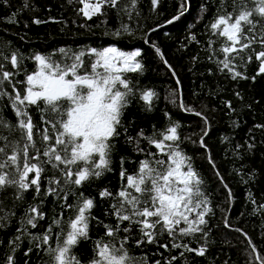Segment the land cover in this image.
I'll return each mask as SVG.
<instances>
[{"label":"snow or ice","instance_id":"snow-or-ice-1","mask_svg":"<svg viewBox=\"0 0 264 264\" xmlns=\"http://www.w3.org/2000/svg\"><path fill=\"white\" fill-rule=\"evenodd\" d=\"M66 3L80 5L74 11L82 22L72 19L73 25L88 29L103 26L102 34L113 41L138 38L149 45L175 83L164 99L179 111L198 117L200 132L182 135V123L168 110L162 113L165 126L158 129L153 124L151 132L139 127L135 118L125 119L132 105L142 113H152L160 99L154 87L141 82L149 65L140 47L123 50L109 43L58 47L45 53L34 49L24 52L10 40L3 41L0 232L15 227L6 244L0 240V264H18L17 253L22 254V264H32L33 255L35 264H191L194 258L217 264L219 254L208 255L215 246L210 237L218 227L212 223L217 209L224 214L222 226L241 234L247 242L244 264H264V255L251 237L239 227L233 229L228 210L213 203L207 179L196 166L198 158L207 162L225 190V203L230 204L233 192L206 142L216 113L222 111L229 132L221 135L220 143L225 145L224 153L231 163L230 174L249 186L264 177V168L251 166L258 156L264 164V91L259 96L250 94L251 86L264 79V0H200L196 6V15L177 51L195 45L207 53L203 59L199 51L189 58L188 71L201 77L199 91L192 92L194 99L203 94L199 109L185 102L178 73L162 46L149 35L181 20L191 11L192 0H175V14L146 31L147 17L139 7L140 0ZM165 3L150 0L152 19L164 15L160 9ZM0 7L11 10L0 20L17 26L24 11H39L34 0H22L21 7L15 9L11 0H0ZM209 11L212 15L203 23L202 42L194 29ZM109 13L115 15V26L108 23ZM93 18L98 22L91 25L88 21ZM68 22L63 16L31 18V24L37 26L58 24L62 32ZM23 27L27 29L28 22ZM137 32L142 35L137 37ZM13 35L24 41L27 33ZM164 35L169 37L167 32ZM25 61L33 63V70H27ZM253 61L257 68L249 75L247 69ZM205 62L214 65L215 71L196 70L197 63ZM7 63L13 71L6 69ZM205 74L221 77L224 82L208 84L202 79ZM20 75L23 80L16 79ZM244 84L249 87H242ZM209 98L218 100V107L209 106ZM9 108L14 120L3 115ZM33 108L39 113V124L34 122ZM246 117L252 123L242 140H236V132L247 125ZM185 144L193 147L192 153ZM121 146L140 159L120 154ZM117 156L120 184L115 192L102 186L95 189L96 196L86 194L85 187H93L114 171ZM128 163L136 164L131 173L125 167ZM49 200L50 214L44 211ZM246 202L252 205L249 214L264 221V202L257 203L251 187ZM98 204L107 205L100 217L94 215ZM221 243L233 246L227 238ZM81 244L88 245L87 255L78 251ZM129 244L141 249L140 253L132 254ZM220 264H229V259Z\"/></svg>","mask_w":264,"mask_h":264},{"label":"trees","instance_id":"trees-1","mask_svg":"<svg viewBox=\"0 0 264 264\" xmlns=\"http://www.w3.org/2000/svg\"><path fill=\"white\" fill-rule=\"evenodd\" d=\"M200 0H192V9L189 13H187L181 20L173 22V24L168 25L165 24L163 28L157 29V31L153 33H149L152 40H156L162 46V50L164 51L169 62L174 66L176 72L179 75V78L182 81V95L183 99L186 103L194 105L198 109L201 107V100L204 99L203 94L197 98H193L192 92L193 90L199 91V84L201 77L194 76L192 73L188 71L190 67L189 58L196 54L198 51L200 53L201 59H203L207 53L200 50L195 45H190L187 49H181L177 51L180 47V42L183 41L185 36V30L192 23L193 16L196 15V6L199 4ZM12 9L21 7L22 0H11ZM34 3L39 8L38 12L29 13L28 11H24L22 16H20L21 23L17 25L5 23L0 20V43L5 40H10L11 44L15 48H20L21 51L28 52L30 49L39 50L41 52H50L53 48L58 47H71L75 48L77 46L91 45H105L107 46L109 43H115L116 46L121 47L123 50H131L134 47H140L143 49V56L145 61L149 65V71L145 74L144 77L141 78V82L147 84L151 87H154L155 90L159 93L160 99L157 101V106L155 111L152 113H142L139 110V107L135 104L132 105L126 114L125 119L135 118L139 127H143L146 132H151L152 125L154 124L156 128H162L165 126L166 121L163 117V111L168 110L170 115L179 120L182 123L181 134L182 135H190L193 131L199 133L200 132V120L192 113H186L179 111L176 107L169 105L167 101L164 99L168 89L174 88L175 83L172 79L170 73L167 72L165 67L161 64V62L156 59L153 55L152 50L149 45L143 43L140 39L134 40H120L113 41L111 37H105L103 33V26L100 28H80L77 25H73L70 21L75 19L77 24L82 22V17L78 16L74 11V8L80 7L78 4H74L72 6L67 5L66 0H34ZM61 5H64L61 7ZM51 8V11H46L47 8ZM139 7L142 10V13L145 17H147L145 21V31L148 27H154L158 23H163L166 19L170 18L171 15L175 14V0H166L165 6L160 9L164 13L162 16H156L155 19L151 18V14L149 13L150 8V0H140ZM10 9H4L0 7V18L8 15ZM48 15L53 17H65L69 22L67 26L64 28V31H60V25L54 23L41 24V25H33L31 24L32 16L39 17L41 19H46ZM211 11L208 12L206 16H204V20L201 23H197L195 25V31L197 32L198 38L203 42L205 37L201 34L203 31V23L207 22V20L211 17ZM28 22L29 27L25 29L23 27V23ZM98 21L96 18L88 21L89 24L94 25ZM108 23L110 25L115 26L116 18L113 13H109ZM7 30V31H5ZM169 33V37H166L164 33ZM13 33L24 34L27 33L26 39L21 41L18 38V35H13ZM142 35L141 32H137V37ZM25 67L28 71L33 70V63L31 61H25ZM208 68H213L214 65L210 63H197L196 70L205 71ZM257 68V62L253 61L248 66V74H254ZM6 69L9 71H13L11 69L10 63L6 64ZM153 72V73H152ZM16 79L23 80V75L16 77ZM206 80L208 84H213V81L219 80L220 83H223V79L218 76H205L202 78ZM242 87H249L247 84L242 85ZM10 91V89H9ZM264 91V79H258L257 83L254 86H251V93L259 96V94ZM227 95L230 96V93ZM209 106H217L218 100H214L209 98L207 100ZM234 103H236L234 101ZM3 115L7 116L9 119L14 120V116L9 109H5ZM32 116L34 122L39 124V113L33 108ZM247 118V125L241 127L237 132L235 139L242 140L244 137V133L246 131L247 126H250L252 123V119L250 117ZM259 119V116H257ZM132 133H135V129L131 130ZM229 132L228 128V119L223 115L222 111H219L215 115V120L212 123L209 136L206 137V142L208 146L211 148L212 156L216 162V165L224 176L225 181L230 186L234 199L228 204L225 203L226 193L225 190L219 185L214 174L207 164V162L203 159H197L196 166L201 170L202 174L206 177L208 185L212 190V199L214 204H221L225 209H227V215L230 216V223L232 228L239 227L243 229L252 239L253 243L256 245L257 249L264 255V236H262V231H264V221H262L259 215H250V211L252 208L251 204L246 202V194L251 187L253 194L257 199V203L264 202V177L260 179V181L255 185H244L240 182L239 178L231 173V163L226 158L224 153L225 145L220 143V137L223 134ZM184 147L189 153L193 152V147L191 145L185 144ZM120 154L125 156H132L133 160L140 159L139 156L133 155L130 150L124 146H121L119 149ZM251 166L256 167L257 169L264 168V164H262L259 156L251 161ZM128 172H133L136 168L135 163H128L125 165ZM114 171L112 173L106 174L101 180L97 181L93 187H85L84 191L86 194H90L92 196H96L95 189L102 186H108L113 192L117 189L120 184L119 179V161L118 156L115 158V163L113 164ZM31 198V193H29V199ZM52 206V201L49 200L44 208V211L50 214V208ZM107 205H99L94 210V215L100 217L102 215L103 207ZM223 215L219 209L216 210L215 218L212 220L214 225L218 227L213 231L210 239L215 240V246L212 247L208 253L209 256L215 257L219 254V260H217V264H220V261L225 258L229 259V264H244V254L243 250L247 246V242L244 240V237L232 231L231 229H225L222 226ZM13 227L9 228L4 232H0V240H3L4 243H7V238L14 231ZM97 233L94 230L93 236ZM223 238H227L230 240V244L233 246L223 245L221 243ZM194 246V245H193ZM129 251L132 254H139L141 249L134 247L133 244H129ZM87 244H81L80 249L78 251L83 252L87 255ZM145 251H149V255H151V250L145 247ZM21 253H17L18 264H22L21 261ZM36 257L33 255L32 264H35ZM191 264H206V261L203 258H194L191 259Z\"/></svg>","mask_w":264,"mask_h":264},{"label":"bare ground","instance_id":"bare-ground-1","mask_svg":"<svg viewBox=\"0 0 264 264\" xmlns=\"http://www.w3.org/2000/svg\"><path fill=\"white\" fill-rule=\"evenodd\" d=\"M153 73V72H152Z\"/></svg>","mask_w":264,"mask_h":264}]
</instances>
